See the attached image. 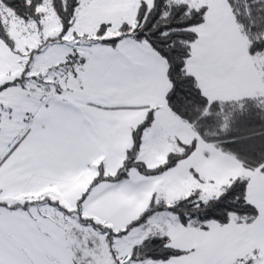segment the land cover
<instances>
[{
    "label": "crops",
    "instance_id": "obj_1",
    "mask_svg": "<svg viewBox=\"0 0 264 264\" xmlns=\"http://www.w3.org/2000/svg\"><path fill=\"white\" fill-rule=\"evenodd\" d=\"M79 1L83 9L78 11V17L94 29L121 21L135 12L140 2L148 6L153 3ZM172 1L207 9L204 22L193 28L197 39L186 66L202 95L209 102H227L261 94L263 81L245 50L227 2ZM19 65V56L0 41V77L7 72L14 74ZM78 67L74 78L66 77L63 95L57 89L60 84H48L54 96H39L37 104L30 108L25 135L0 157V264H114L104 263L102 242L110 255L104 235L87 229L75 215L65 214L49 203L75 210L77 200L99 171L111 175L122 165L131 145L132 130L151 111L153 122L143 134L137 157L140 163L156 168L169 153L193 141L194 151L161 175L143 176L132 170L123 182L99 183L82 202L83 217L120 231L147 209L153 197L170 205L198 190L200 199L206 201L217 196L232 179L245 177L246 201L257 210L253 223L220 226L208 222L202 231L181 225L167 211L159 212L139 228L152 225L148 234L164 230L169 246L185 254L166 262L132 263V247L125 261L234 264L255 254L256 264H264V174L246 169L201 141L167 108L165 97L171 85L165 60L143 43L122 40L115 46L92 44ZM67 70L72 72L73 67ZM19 79L21 76L11 82ZM43 80L39 76L34 81ZM68 196L73 204L62 205ZM33 202L26 208H9ZM139 228L115 237L113 245ZM99 236L104 238L97 239ZM82 239L88 250L85 254L78 249L83 247Z\"/></svg>",
    "mask_w": 264,
    "mask_h": 264
},
{
    "label": "trees",
    "instance_id": "obj_2",
    "mask_svg": "<svg viewBox=\"0 0 264 264\" xmlns=\"http://www.w3.org/2000/svg\"><path fill=\"white\" fill-rule=\"evenodd\" d=\"M225 1L245 41L246 51L255 65L253 60L256 58L255 56L264 53V22H260V18L264 17V0ZM17 2L22 3L24 7L17 10L19 15L12 13L16 18L24 22L35 23L42 20L43 15L39 12V7L43 0H17ZM49 2L59 19L61 30L55 38L47 39L41 48L49 42H58L64 38L72 26L80 4L79 0H49ZM2 9H6L4 5H0V10ZM206 11L204 6L192 8L185 3L172 0H153L151 6L140 2L136 9L134 26L122 23L118 27V35L113 37L106 34L110 30V25L102 24L96 28V39L93 44L115 46L122 40H133L147 45L167 64V78L171 85L165 97L167 108L189 125L201 141L232 157L246 169L259 170L264 174V89L261 94L241 100L209 102L202 95L195 78L187 73V62L192 55V45L197 39L193 28L204 22ZM0 41L11 52L18 55L13 40L6 31L1 14ZM41 48L30 52L27 62L23 64L21 79L0 85V91L11 86L15 87L20 83V80L26 79L31 69L32 58L35 53L40 52ZM81 61L82 59L79 60V65ZM74 62L76 63V60H69L62 64L61 68H72ZM259 74L264 85V75L260 71ZM174 82L180 85V91L176 92V100L170 101L169 97L174 91ZM242 106L247 109L243 115H241ZM152 122L153 112L151 111L146 120L132 130L131 145L122 165L111 175H105L99 171L83 195L77 200L75 210L68 211L57 203H49L65 214L75 215L82 226L90 227L96 233L104 235L114 264H121L113 248L114 238L122 237L130 230L144 226L154 214L159 212L167 211L181 225L202 231L206 229L208 222H215L220 226L230 223L249 225L257 218V210L246 201L248 180L245 177L232 179L217 196L206 201L200 199L198 190L170 205L157 202L153 197L147 209L120 231L106 227L92 218L83 217L82 202L89 191L99 183L123 182L127 180L132 170L143 176L161 175L194 151L195 141L189 145L181 146L178 151L169 153L165 161L158 167L146 168L138 161L137 157L143 134ZM26 204L21 207H25ZM13 207L17 208L18 206L14 205ZM184 254L185 252L169 246V239L163 230L148 234L133 246L129 261L132 263L166 262ZM255 256V254L249 255L234 264H255L257 261Z\"/></svg>",
    "mask_w": 264,
    "mask_h": 264
},
{
    "label": "rangeland",
    "instance_id": "obj_3",
    "mask_svg": "<svg viewBox=\"0 0 264 264\" xmlns=\"http://www.w3.org/2000/svg\"><path fill=\"white\" fill-rule=\"evenodd\" d=\"M79 7V10H82ZM78 11L74 16V20L71 28L61 41L49 42L41 48L43 43L50 38L58 36L61 26L59 19L54 13L49 0H43V3L39 7V12L42 13L43 18L39 23L24 22L16 18L12 12L8 9L0 10L1 18L6 26V31L9 37L13 40L15 51L18 53L20 59V65L17 72L6 73L0 77V85L11 82L15 78H19L23 71V64H25L29 58L31 51L41 48L39 53H35L32 58L31 69L28 74V78L20 80V84H24L19 87H9L6 90L0 92V157L5 155L9 149L16 144L27 131V121L32 111L30 108L37 104V100L42 93L48 94L49 97L54 96V92L50 86L52 83L58 85L61 95L66 91V77L74 78L78 70L79 60L85 58L89 52L90 46L96 39V29L84 24L78 17ZM136 12V11H135ZM135 12H131L121 21L110 25V30L106 32L107 36H117L118 27L122 23H126L130 26L135 25ZM245 43V41H244ZM246 50V45H245ZM253 59L257 69L264 75V53L255 56ZM76 60L73 64V71L68 72L62 64L69 60ZM53 68V69H51ZM51 69V71H49ZM22 70V71H21ZM39 76L44 78L42 83L34 81ZM71 197H67L62 205L69 206L73 204L70 202ZM37 203V202H36ZM38 203H44L38 201ZM26 204L27 205H33ZM25 205V204H24ZM0 206H2L0 204ZM23 206V205H21ZM18 206V207H21ZM23 207V208H26ZM13 207V206H12ZM9 207V208H12ZM14 208V207H13ZM76 217V216H75ZM77 218V217H76ZM80 229L78 226H75ZM152 225L145 228H139L136 232L129 234L127 238H123L122 242H115L113 248L117 251V258L121 264H129L125 261V256L131 248L140 242L150 231ZM87 229H91L88 227ZM84 229L83 231H85ZM90 236V235H88ZM87 236V237H88ZM84 238V237H83ZM97 239L102 240L104 237L99 236ZM119 243H122L119 245ZM78 249L84 254L88 250L85 248L84 239L81 240ZM96 247V243L94 242ZM100 249L102 252L104 263H113V259L109 254L105 252V245ZM257 262V261H256ZM256 264V263H255Z\"/></svg>",
    "mask_w": 264,
    "mask_h": 264
},
{
    "label": "snow or ice",
    "instance_id": "obj_4",
    "mask_svg": "<svg viewBox=\"0 0 264 264\" xmlns=\"http://www.w3.org/2000/svg\"><path fill=\"white\" fill-rule=\"evenodd\" d=\"M0 5H4L6 9H10L12 13L19 15V12L17 11L19 8H23L24 5L22 3H18L17 0H12V2H9V0H0ZM260 22H264V17L260 18ZM180 91V85L176 84L174 82V91L169 97L170 101L176 100V92ZM243 106L241 107V115L246 111ZM231 195V193H229Z\"/></svg>",
    "mask_w": 264,
    "mask_h": 264
},
{
    "label": "built area",
    "instance_id": "obj_5",
    "mask_svg": "<svg viewBox=\"0 0 264 264\" xmlns=\"http://www.w3.org/2000/svg\"><path fill=\"white\" fill-rule=\"evenodd\" d=\"M68 69H69V68H68ZM44 100H45V97L42 98V101H44Z\"/></svg>",
    "mask_w": 264,
    "mask_h": 264
}]
</instances>
